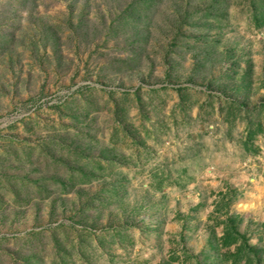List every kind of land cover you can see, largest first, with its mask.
<instances>
[{
  "label": "rangeland",
  "instance_id": "1",
  "mask_svg": "<svg viewBox=\"0 0 264 264\" xmlns=\"http://www.w3.org/2000/svg\"><path fill=\"white\" fill-rule=\"evenodd\" d=\"M0 264H264V0H0Z\"/></svg>",
  "mask_w": 264,
  "mask_h": 264
}]
</instances>
